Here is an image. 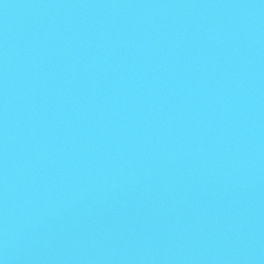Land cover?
<instances>
[{
    "label": "water",
    "instance_id": "water-1",
    "mask_svg": "<svg viewBox=\"0 0 264 264\" xmlns=\"http://www.w3.org/2000/svg\"><path fill=\"white\" fill-rule=\"evenodd\" d=\"M0 264H264V0H0Z\"/></svg>",
    "mask_w": 264,
    "mask_h": 264
}]
</instances>
